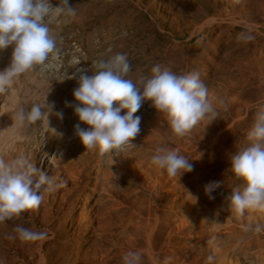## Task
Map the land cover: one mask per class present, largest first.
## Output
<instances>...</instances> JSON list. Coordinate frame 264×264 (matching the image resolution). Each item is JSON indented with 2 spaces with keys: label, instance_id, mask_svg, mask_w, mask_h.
<instances>
[{
  "label": "rangeland",
  "instance_id": "obj_1",
  "mask_svg": "<svg viewBox=\"0 0 264 264\" xmlns=\"http://www.w3.org/2000/svg\"><path fill=\"white\" fill-rule=\"evenodd\" d=\"M68 3L76 15L49 22L57 51L0 94V156H24L66 186L0 223V264H123L128 251H139L141 264H264V231L244 230L264 225V210L241 216L225 201L243 183L230 170V156L248 146L255 111L264 106V0ZM11 53V47L0 49V71ZM117 53L127 55L126 78L134 83L150 77L156 64L177 74L199 72L217 118L178 137L145 100L132 143L105 154L86 149L75 126H90L66 106L76 103L78 87L69 78L78 77V69L92 75L94 62ZM46 97L62 120L51 115L49 126L16 120L20 109L43 105ZM158 147L187 157L193 171L181 177L158 169L151 163ZM213 181L223 185L210 199L204 189ZM17 225L47 230L48 239L22 241Z\"/></svg>",
  "mask_w": 264,
  "mask_h": 264
},
{
  "label": "clouds",
  "instance_id": "obj_2",
  "mask_svg": "<svg viewBox=\"0 0 264 264\" xmlns=\"http://www.w3.org/2000/svg\"><path fill=\"white\" fill-rule=\"evenodd\" d=\"M74 17L76 10L68 0H59L53 6L51 0H0V49L12 48L10 64L0 71V94L10 89L19 75L35 65H43L57 51L56 37L51 33L49 22L53 16ZM95 71L88 75L78 69V87L73 90L74 107L79 121L89 125L83 129L75 126V133L86 149H98L101 154L121 150L140 133L141 117L136 115L142 102L149 100L158 113L167 117L173 133L182 137L204 119L214 121L217 110L209 99L207 86L199 72L177 74L167 67L156 64L152 75L138 82L126 78L131 71L128 57L117 53L107 59L94 62ZM54 103L34 104L29 111L20 109L16 120L35 124L48 122L49 116L63 119V112H54ZM123 113V114H121ZM50 129V128H49ZM54 135L62 136L55 129ZM249 144L235 150L230 156L231 171L243 183L225 198L228 207L243 215L246 210H264V106L257 108L254 122L247 133ZM201 154V158L203 153ZM151 163L170 176L193 171L187 157L174 149L158 147L151 156ZM223 181L205 185V194L222 187ZM66 186L39 170L24 156L5 160L0 156V223L17 217L26 210L39 207L44 193H51ZM245 231L260 233L264 225H247ZM22 241H45L47 230H32L17 225L14 229ZM213 258L210 256L208 260ZM123 264H141L139 251H128L122 257Z\"/></svg>",
  "mask_w": 264,
  "mask_h": 264
}]
</instances>
